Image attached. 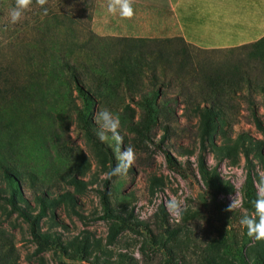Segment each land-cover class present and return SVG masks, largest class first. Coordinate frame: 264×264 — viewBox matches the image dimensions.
Instances as JSON below:
<instances>
[{"label": "rangeland", "instance_id": "obj_1", "mask_svg": "<svg viewBox=\"0 0 264 264\" xmlns=\"http://www.w3.org/2000/svg\"><path fill=\"white\" fill-rule=\"evenodd\" d=\"M94 1L48 0L45 15L33 0L13 24L15 0H0V192L8 173L14 205L36 224L34 236L0 199V264H239L238 250L264 264V240L240 224L255 215L247 170L255 199L264 175L251 115L254 104L264 122V40L228 51L98 35ZM101 108L119 117L122 149L137 157L110 179L117 161L111 133L97 136ZM103 191L120 218L105 215ZM171 197L185 209L178 222ZM233 197L241 205L226 211Z\"/></svg>", "mask_w": 264, "mask_h": 264}, {"label": "crops", "instance_id": "obj_2", "mask_svg": "<svg viewBox=\"0 0 264 264\" xmlns=\"http://www.w3.org/2000/svg\"><path fill=\"white\" fill-rule=\"evenodd\" d=\"M95 0L98 35L178 38L200 50H227L264 38V0H133L135 15L122 19Z\"/></svg>", "mask_w": 264, "mask_h": 264}, {"label": "clouds", "instance_id": "obj_3", "mask_svg": "<svg viewBox=\"0 0 264 264\" xmlns=\"http://www.w3.org/2000/svg\"><path fill=\"white\" fill-rule=\"evenodd\" d=\"M36 4L44 8L48 0H35ZM33 0H15V6L9 12L11 23L15 24L21 21L24 12L30 10ZM107 11L112 15H119L122 19H132L135 15L133 8V0H108ZM48 9L44 8V14L47 15ZM94 119L100 126V131L97 136L101 142H108L107 133H111V140L114 141L113 151L115 153L116 165L107 174V178L112 176L127 174L128 170L135 164L137 159L134 149L130 146L123 147L124 137L120 134V120L109 109L101 108L97 111ZM241 202L237 198H232L231 203L226 208V211L233 212L239 208ZM255 215H244L240 224L247 229V235L255 240H264V175L259 181L257 197L253 201ZM166 208L171 216L179 221L182 212L185 210L182 201L175 197H171L166 202Z\"/></svg>", "mask_w": 264, "mask_h": 264}, {"label": "trees", "instance_id": "obj_4", "mask_svg": "<svg viewBox=\"0 0 264 264\" xmlns=\"http://www.w3.org/2000/svg\"><path fill=\"white\" fill-rule=\"evenodd\" d=\"M92 6H93V2H92ZM114 38L120 39V40H125V41L126 40H138V39L139 40H141V39L150 40L151 39V40L171 41L173 39H178V38H174V37H172V38L114 37ZM262 40H264V38L259 40V41H257V42H253V43H250V44H245V45L238 46V47H235V48H229L227 50L228 51L229 50L233 51V50H236V49H239V48H245V47H247L249 45H256L257 43H259ZM181 42L183 44H185V42H183V41H181ZM76 87H77L78 94L81 95L82 97H84V101H85L86 104H89L90 101H91V98H90L88 92L85 89H83V87L81 85H77ZM147 106L150 107V104L147 103ZM251 115H252V119H253V122H254L256 128H258L259 130L264 132V122L261 119V117L258 115L254 104H252V114ZM244 154H245V158H246V161H247V165L249 166L250 160H249V157H248V152L245 151ZM166 159H167L169 165L174 166L173 162H172V158L169 156L168 153H166ZM199 162H200L201 168L203 169L202 160L200 159ZM203 171H204V169H203ZM5 178H6V180L8 181V183L10 185V190H9V194L8 195L2 194L0 192V199H5V200L9 201V203L12 205V208L16 209L18 211L19 215L24 217L29 222L30 230L35 236V227H36L35 220L28 218L24 214V212H22L17 206L14 205L13 198H14V191H15V181H14L13 177L10 174L6 173ZM244 195H245V198L247 199V201L249 203L253 204V201L255 200V187H254L252 173H251L250 168H248V170H247L245 181H244ZM101 197L103 199V207H104L105 215H107V216H109L111 218H115V219L120 218L119 215L113 214V213H111L109 211V208H108L107 202H106L105 191H103L101 193ZM237 255H238L239 264H246L245 261H244L243 254H241V251L238 250Z\"/></svg>", "mask_w": 264, "mask_h": 264}]
</instances>
